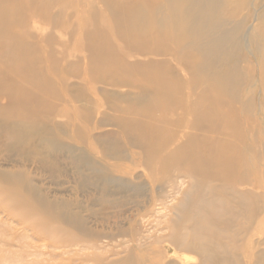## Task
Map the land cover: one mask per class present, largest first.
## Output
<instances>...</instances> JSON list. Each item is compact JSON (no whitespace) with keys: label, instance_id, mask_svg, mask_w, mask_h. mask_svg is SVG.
I'll return each mask as SVG.
<instances>
[{"label":"rangeland","instance_id":"rangeland-1","mask_svg":"<svg viewBox=\"0 0 264 264\" xmlns=\"http://www.w3.org/2000/svg\"><path fill=\"white\" fill-rule=\"evenodd\" d=\"M138 1L29 0L11 18L37 74L0 42V264H198L172 231L218 193L243 195L244 233L214 263L264 264V0H150L124 20L129 47L104 23ZM224 149L242 163L231 189L212 178Z\"/></svg>","mask_w":264,"mask_h":264},{"label":"bare ground","instance_id":"bare-ground-1","mask_svg":"<svg viewBox=\"0 0 264 264\" xmlns=\"http://www.w3.org/2000/svg\"><path fill=\"white\" fill-rule=\"evenodd\" d=\"M28 1L29 0H0V42L3 43L8 51L6 53V59L18 62L20 72L29 67L28 72H25L26 74H29L30 78L33 77V75L36 77L37 71L34 70L35 64L28 60L29 53L27 48L20 35L15 32V28L11 25V18L15 16L14 13L24 6H27L26 4ZM38 1L40 0H36V2ZM132 7H134L133 12L135 13V18L136 16H143L148 12H151L150 0H139L137 3L131 4L124 3L120 8L113 9L121 18L118 20L115 19V21L109 20L104 23V25L107 26L112 36L126 43L129 47H136L140 45L141 36H135L131 29L127 27L128 25L124 22V20L131 16L132 11H130V9L132 10ZM175 10L176 8L173 11ZM183 12L184 10L182 9L181 13ZM93 28L94 33H99V36H97L98 38L94 36L91 37V34L93 33L90 32L86 34V39L88 40L89 45L98 52V55H96L94 59L101 64L102 68H106V72H109V70L112 69L111 65L117 58L114 55H110L112 54L110 53L112 51V43L103 42L102 33H100V31L95 32L97 29L94 26ZM146 79H149L148 81L156 80L161 86L165 85L156 75H147ZM153 100V108L155 110L162 109L165 114L170 106L169 94ZM200 107L204 106L202 105ZM228 151V149H224L222 153H219L216 156L220 162L219 164H216L215 160L211 158L214 155V150H210L206 155L209 158H203L196 162L190 161V166L194 171L199 172L201 175V173H205L208 169L211 170L214 168V166L212 167L214 164H216L218 168L221 167V165H224L223 167L225 170L223 172H217V170L214 171V176H212V178L222 180L223 185L227 189H231V183H233L232 178L237 172V168L242 163L239 161L240 155L238 152L232 154L234 157H231L228 155ZM202 183L204 182L202 181ZM213 193L211 196H215ZM237 198L238 199L234 204L235 200L218 193L214 198H203L194 206H191L190 213L186 220L188 221V225L184 227L183 233L178 234L177 230L174 229L172 231L173 236H171V239L173 244H176V246L181 244L184 250L201 256L198 264H215L214 259L216 258V255L219 254L218 250H224L225 248L223 240L225 239L228 242L233 243L238 239L240 233H244L243 225L241 223L242 221H240V218H243V195L238 193ZM226 214L229 215L226 219H223ZM222 260L229 262L227 258ZM227 262L226 264H232Z\"/></svg>","mask_w":264,"mask_h":264}]
</instances>
